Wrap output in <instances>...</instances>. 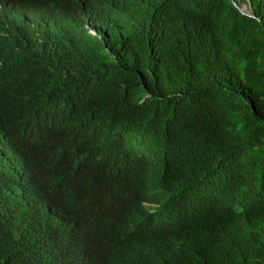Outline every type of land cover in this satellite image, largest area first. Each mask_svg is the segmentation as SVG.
Instances as JSON below:
<instances>
[{
	"label": "trees",
	"instance_id": "1",
	"mask_svg": "<svg viewBox=\"0 0 264 264\" xmlns=\"http://www.w3.org/2000/svg\"><path fill=\"white\" fill-rule=\"evenodd\" d=\"M71 6L62 43L26 26L0 35V145L10 142L40 178L30 205L37 220L0 240V264H105L106 235L56 182L52 159L34 152L56 115L75 109L105 131L163 129L186 157L257 190L234 248L204 264H264V0H193L185 12L162 0L147 4L142 27ZM86 17L96 33L85 30ZM30 235L44 242L42 255Z\"/></svg>",
	"mask_w": 264,
	"mask_h": 264
},
{
	"label": "clouds",
	"instance_id": "2",
	"mask_svg": "<svg viewBox=\"0 0 264 264\" xmlns=\"http://www.w3.org/2000/svg\"><path fill=\"white\" fill-rule=\"evenodd\" d=\"M192 1L166 0V8L185 12ZM61 2L53 7L26 0L0 4V35L26 26L62 43L72 2L93 16L103 14L128 27H142L151 17L147 4L162 0ZM85 22V30L96 33L92 20L86 17ZM49 130V138L38 139L34 152L52 159L56 182L79 199L87 219L106 235L105 264L217 260L219 250L234 248L246 215L257 204V190L243 189L221 166L208 169L186 157L163 129L138 126L125 134L113 124L105 131L98 118H84L75 109L57 114ZM0 166L6 173L0 176L1 240L16 231L26 233L36 222L30 205L40 178L10 142H1ZM29 237L34 252L42 255V239Z\"/></svg>",
	"mask_w": 264,
	"mask_h": 264
},
{
	"label": "rangeland",
	"instance_id": "3",
	"mask_svg": "<svg viewBox=\"0 0 264 264\" xmlns=\"http://www.w3.org/2000/svg\"><path fill=\"white\" fill-rule=\"evenodd\" d=\"M240 5H241V8L244 10V11H248V6H247V4H245L244 2H240Z\"/></svg>",
	"mask_w": 264,
	"mask_h": 264
}]
</instances>
